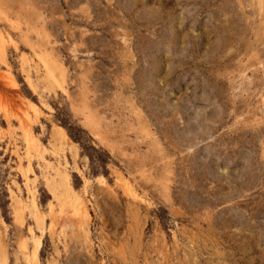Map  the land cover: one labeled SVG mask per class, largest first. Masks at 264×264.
Here are the masks:
<instances>
[{"label":"rangeland","instance_id":"1","mask_svg":"<svg viewBox=\"0 0 264 264\" xmlns=\"http://www.w3.org/2000/svg\"><path fill=\"white\" fill-rule=\"evenodd\" d=\"M0 27L15 85L0 56V262L25 264L20 237L41 235L29 211L16 221L11 195L28 197L17 153L29 99L43 153L88 212L64 204L88 236L50 231L59 202L33 157L40 264H264V0H0ZM35 50L62 62L68 93Z\"/></svg>","mask_w":264,"mask_h":264},{"label":"bare ground","instance_id":"2","mask_svg":"<svg viewBox=\"0 0 264 264\" xmlns=\"http://www.w3.org/2000/svg\"><path fill=\"white\" fill-rule=\"evenodd\" d=\"M12 41H13L12 35L10 34V32L5 31L3 28L0 27V56L2 58L4 67L7 68L6 73L0 76L4 80L11 81V84L14 83V80L11 79L13 76L11 73L10 65L6 58L5 45L6 43H9ZM34 53L37 56V63L43 68V72H44L43 77L45 81L46 82L48 81V84H50L51 86L53 84H57L59 88L61 89V91L66 93L67 92V89L65 86L66 76L64 73L65 67L63 66L62 62L50 58L43 51L37 52V50H35ZM27 64H29L28 59H24L23 65H27ZM28 68L30 69V67ZM25 71H27V69ZM29 72L26 75L25 80H27L28 82L27 84L31 87V89L32 88L36 89L35 81L32 79ZM19 110L21 111L20 113H22L21 115L19 114L20 116H18V118H19L21 127L23 129V135H24V140H25L24 145H26L25 147L26 150H25V153H23V155H20L17 152L16 153L18 154V163L23 173V178H24L25 185L27 188L28 197L24 198L21 195V191H19V194H16L15 192H11V195L13 198V202L15 204L16 221L19 222L20 225L21 224L24 225L23 215L26 211H29L30 215L35 220L37 229L41 233V235H37L33 227L31 226L28 227L27 229L28 236L22 235L20 237V241H19L20 255L22 256L25 264H40L39 252L42 247V237L46 229L45 225H46L47 215L45 216V214H43L40 211L38 203H37V199L35 196V191L33 190L31 186L32 179L30 177V174L31 172H33L32 171L33 170V166H32L33 157L39 158L40 162L43 163L44 168L46 169V172L51 174V178L50 177H47V178L53 185V197L52 198L56 199L59 202L58 204L59 214L58 215L55 214L54 207L50 206L49 215L51 218V223L48 227L49 230L54 231L58 227L59 228L58 235L65 237L68 231H73L77 228L82 227V231L85 233L86 236H88V230L85 228L86 226L79 223L76 219H73L72 217L67 216L68 209L64 204L66 203L67 199H71V201L69 202L71 203V211L73 213V216H76L78 218H86L88 216V212L84 204L85 202L82 200L80 195L76 194V191L71 183L70 175L67 172V169L65 168L66 166L62 168L60 165L61 163L59 162L60 160L56 164V163L49 161L46 158V155L43 153L44 152L43 150L45 148L42 149L40 141L37 139V137L32 131L33 128L30 127L31 126L30 123L35 122V119H38L39 117V113H40L39 106L35 102L27 99L25 106L19 105ZM11 116H14V115H11ZM86 123L88 124V126L96 129V124L94 123L92 118H90V116H86ZM56 132L59 134L60 138L64 140H68V136L63 128L59 127ZM25 162H26V165H25ZM117 178H118V181L123 182V185L127 189L132 200L136 199L135 201H137V199H139L138 201H142L140 199H144V198H141V195L137 193L136 189L134 188L132 184L133 182L130 181L131 179L129 180L127 177L123 176L122 174H119ZM1 255L4 256V254H1ZM4 262L5 261H1L0 264H4Z\"/></svg>","mask_w":264,"mask_h":264}]
</instances>
